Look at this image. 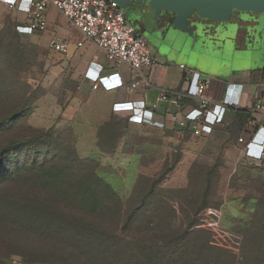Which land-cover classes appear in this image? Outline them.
Here are the masks:
<instances>
[{"label": "rangeland", "instance_id": "1", "mask_svg": "<svg viewBox=\"0 0 264 264\" xmlns=\"http://www.w3.org/2000/svg\"><path fill=\"white\" fill-rule=\"evenodd\" d=\"M4 21L0 16V154L8 150L0 161V264H264V232H242L226 219L223 205L240 193L229 189L239 181L225 160L200 156L178 165L172 154L163 167L147 169L122 204L103 185L94 187L90 170L73 162L69 121L42 117L39 129L30 123L36 101L52 87L59 53L49 38H30ZM205 47L206 55L216 48L209 39ZM203 55L185 47L178 61L203 76L220 75L199 61ZM30 134L36 139L25 138ZM52 171L68 174L63 193L45 182Z\"/></svg>", "mask_w": 264, "mask_h": 264}, {"label": "crops", "instance_id": "2", "mask_svg": "<svg viewBox=\"0 0 264 264\" xmlns=\"http://www.w3.org/2000/svg\"><path fill=\"white\" fill-rule=\"evenodd\" d=\"M165 12L168 10L163 9ZM0 16H5V25L23 29L29 21L28 0H21L14 9L0 0ZM46 17L45 32L29 37L50 41L61 38L70 45L66 53L54 55L53 69L49 71L53 75L52 87L36 101L30 117L32 126L43 128V118L57 124L69 121L79 157L96 161L98 175L122 198H129L141 178H147V169L163 167V159L172 158V154L178 165L200 156L225 160L231 165L230 174L239 181L238 187L229 189L240 193L239 199L223 205L226 219L237 225L250 218L257 200L264 196V120L254 113L261 92V72L206 77L183 62L170 61L151 44L155 63L144 70L142 78L129 66L117 67L94 43L87 41L79 46V31L56 8H49ZM128 21L151 39L130 17ZM203 79L209 81V95L214 100L224 96L229 84H242L243 92L240 107L231 108L222 123L207 127L199 138L190 129L182 130L163 107H150L166 89L171 92L169 97L178 101L180 118L195 115V92ZM234 89L233 96H237L238 89ZM168 107L173 110L174 103ZM109 122L114 123L116 136L110 148H105L101 145V129ZM241 137L244 142H239ZM168 165L169 161L165 166Z\"/></svg>", "mask_w": 264, "mask_h": 264}, {"label": "built area", "instance_id": "3", "mask_svg": "<svg viewBox=\"0 0 264 264\" xmlns=\"http://www.w3.org/2000/svg\"><path fill=\"white\" fill-rule=\"evenodd\" d=\"M9 9H14L21 0H2ZM56 8L74 26L80 34L79 46L90 41L102 50L107 59L114 62L117 67L126 65L136 74L145 78L144 70L155 63L151 44L141 35L137 28L128 21L126 11L115 0H28L29 21L20 30L27 36H41L47 29L46 13L49 8ZM69 41L61 38H52L50 47L56 53H66ZM185 69V65H181ZM261 92L257 97L254 113L261 115L264 120V72L260 76ZM135 83L132 84V88ZM243 88L242 84L234 85ZM210 83L203 79L198 82L195 92L197 110L189 118L178 116L180 108L177 99H171L170 91L163 89L150 107L153 110L163 107L178 122L182 130L190 129L195 138H199L207 127L220 124L224 121L226 113L233 107H240L241 94L233 96L234 87L227 86L224 96L214 100L209 95ZM174 103V109L168 107ZM239 138V142H244ZM252 142V140L250 141ZM264 151V142L261 144Z\"/></svg>", "mask_w": 264, "mask_h": 264}, {"label": "flooded vegetation", "instance_id": "4", "mask_svg": "<svg viewBox=\"0 0 264 264\" xmlns=\"http://www.w3.org/2000/svg\"><path fill=\"white\" fill-rule=\"evenodd\" d=\"M136 0H131L129 4V11L137 15V19L134 20L139 26L146 31L148 36L156 41L167 40L168 35L172 28V22L176 13L174 11H168L163 13L162 11H150L151 17L147 19V13L150 9V2L148 1L145 6L143 4H136ZM249 16V17H248ZM260 12L255 11H243L234 9L232 15L227 20L212 19L209 17H202L195 11L188 17V28L192 31L193 41L188 42L189 34L175 30L180 35L183 43L187 42L190 45L189 49L191 53L204 54L199 61H202L204 65H211L215 68L220 75L233 76L238 73H254L264 72V69L258 67V60L262 58L264 62V49H258L256 44V36L259 34L260 26H262L261 34L264 30V23L259 21ZM207 39L213 42L216 48H213L210 55H206L209 48L207 45ZM199 46L196 51V46ZM224 55L227 57L243 56V58L252 57L255 61L254 66L245 64L248 66L245 69H237L233 72H227V64L225 61L217 62L218 56ZM208 65V66H209ZM253 66V65H252ZM222 72V73H220Z\"/></svg>", "mask_w": 264, "mask_h": 264}, {"label": "water", "instance_id": "5", "mask_svg": "<svg viewBox=\"0 0 264 264\" xmlns=\"http://www.w3.org/2000/svg\"><path fill=\"white\" fill-rule=\"evenodd\" d=\"M120 6L126 11L127 17H130L133 21L137 19V15L129 11V4L131 0H115ZM150 2V9L147 13V19L151 17L150 11L155 9L160 11L166 9L168 11H174L176 16L172 22L173 31L167 37V40L156 41L154 39H149L150 44H153L154 48L158 49L163 56L168 58L170 61H178L184 53V48L186 47L190 51V45L183 43L180 35L175 30L185 32L189 34L188 42L193 41L192 31L188 28V17L191 16L195 11L202 17H209L212 19L227 20L233 13L234 9L243 11H255L264 12V0H136V4L146 5ZM227 64V72L229 68L245 69L249 66L255 67V61L252 57L243 58V56L227 57L225 60ZM223 61V62H224ZM258 67L264 69V62L260 57L258 60ZM254 62V64H253ZM246 64V65H245ZM253 65V66H252ZM208 73V72H206ZM209 74V73H208ZM213 75V74H211ZM219 77H228V75H217Z\"/></svg>", "mask_w": 264, "mask_h": 264}, {"label": "trees", "instance_id": "6", "mask_svg": "<svg viewBox=\"0 0 264 264\" xmlns=\"http://www.w3.org/2000/svg\"><path fill=\"white\" fill-rule=\"evenodd\" d=\"M9 25H11V24H9ZM32 112H31V114H32ZM249 114H251V113H249ZM10 116L16 117L17 114L13 113ZM113 124H114L113 122H109L105 126H103L101 129V145H103L105 148H110V145H112L113 140L115 139L114 137L116 136V131H115ZM32 127L39 129V127H34V126H32ZM27 137H28V139H32V138L36 139V137L32 134H30L29 136H25V138H27ZM13 145L14 144H11L9 146L12 147ZM73 147H74L73 154H72L73 162L77 165L86 166L90 170V173H89L90 180L92 181V184L94 185V187L99 186V185H103L122 204V202H123L122 197H120V195L112 188V186L109 183H107L104 179H102L98 175V173H97L98 163L94 160L80 158L78 153H77V150L75 148L74 140H73ZM7 151L8 150H6L5 152H7ZM4 153L0 154V161H1V156H4ZM47 175H48V179L45 182L48 185H52L55 188L58 187V191H60V193H63L64 189L61 187V185H67L66 182H68L67 179L69 178L68 174L60 175V173H58L57 171H52L50 173L51 176L49 174H47ZM144 179L145 178H141L139 185L137 186V188L135 189L133 194L129 197V199H131V197H133L135 195V193L138 191L140 184L144 181ZM160 180H161V178L155 179L152 181H154V184H156V183L159 184ZM59 187H61V188H59ZM60 189H62V190H60ZM153 190H155V188L154 189L152 188V190L150 189V191H153ZM80 195H83L82 192H80ZM80 200L85 201V198H80ZM263 200H264V196L261 199L257 200V203L255 204V206L253 207V210L251 212L250 218L248 220L246 219V220H243L242 222L238 223L235 226V229H238L242 232L249 231V230H255L256 232H264V218L260 217V216L264 215V211L262 210ZM89 201H92V196L90 197ZM174 238L179 239L181 237H174Z\"/></svg>", "mask_w": 264, "mask_h": 264}, {"label": "clouds", "instance_id": "7", "mask_svg": "<svg viewBox=\"0 0 264 264\" xmlns=\"http://www.w3.org/2000/svg\"><path fill=\"white\" fill-rule=\"evenodd\" d=\"M234 85H237V84H231V87H235ZM237 88H239V86H237ZM239 92L242 93L243 92V88H239Z\"/></svg>", "mask_w": 264, "mask_h": 264}]
</instances>
